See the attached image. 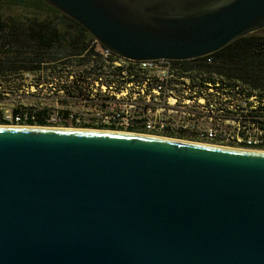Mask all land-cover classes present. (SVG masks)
Masks as SVG:
<instances>
[{"label": "water", "instance_id": "95a60500", "mask_svg": "<svg viewBox=\"0 0 264 264\" xmlns=\"http://www.w3.org/2000/svg\"><path fill=\"white\" fill-rule=\"evenodd\" d=\"M130 61L264 30V0H45ZM0 264H264V152L0 125Z\"/></svg>", "mask_w": 264, "mask_h": 264}, {"label": "rangeland", "instance_id": "374dc122", "mask_svg": "<svg viewBox=\"0 0 264 264\" xmlns=\"http://www.w3.org/2000/svg\"><path fill=\"white\" fill-rule=\"evenodd\" d=\"M36 15L49 18L52 12L47 6H43L41 10L37 11L27 6L23 0H0V18L2 20H13L16 23L27 22L28 18H34ZM27 31L6 30L0 35L2 37L0 44L13 43L12 45H14L16 43L15 46H17L21 38L27 42L28 50L38 49L39 45L35 41L29 37H20V34ZM258 34L264 35V30ZM85 45L88 49L87 52L92 49L100 54L102 51L95 38H87ZM47 59L52 60L50 57ZM96 60L91 56L90 59H86L87 62L81 63L77 57H68L58 63L42 64V66L68 67L70 71L61 75L52 74L50 70L47 72L37 70L34 74L31 72L6 77L4 81L0 82V118L12 122L16 111L28 118H34L40 112L47 120L48 126L46 127L51 128L112 131L113 129L104 126H114L115 131L125 133L131 132L158 138L209 144L200 137L210 130L212 120H206L205 117L199 115L200 113H197L199 110H196L192 103H184L182 97L179 103L174 105L173 99L166 93L160 98L159 96L155 97L156 95L153 93L152 98H146V102L149 104V109L146 110L144 104L142 107L138 105L140 87L135 84L126 86L121 81L122 79L116 80L117 77H115L113 79L115 85L121 90L115 92V99H107L112 96L111 93L106 92L104 86L107 85L108 76L101 71H99L100 74H97L96 71L93 73ZM104 61L106 62L105 71H112L114 66L110 68L107 59L104 58ZM124 62L120 61L121 64H125ZM81 73L84 75L79 76L78 74ZM59 76L61 77L58 78ZM112 78L113 76H110V79ZM75 80L78 81L79 88H76V91H71L72 87L69 88L70 90H66L68 85L65 82ZM38 83L41 84L38 85ZM115 114H119V116ZM144 121L157 124L158 129L149 133H144L141 130L131 131L133 130L131 128H142ZM220 123L221 129L232 130L230 122L222 120ZM6 126L30 125L10 124ZM231 147L226 145V148Z\"/></svg>", "mask_w": 264, "mask_h": 264}, {"label": "trees", "instance_id": "16d2710c", "mask_svg": "<svg viewBox=\"0 0 264 264\" xmlns=\"http://www.w3.org/2000/svg\"><path fill=\"white\" fill-rule=\"evenodd\" d=\"M23 2L37 11L41 10L43 6H47L50 8L52 15L49 18H42L40 15H36L34 18H28L27 22L17 23L13 20L5 21L0 18V35L6 30H28L20 34V37H29L39 45L38 49L28 50L27 42L21 38L17 46H15L16 43L14 45H12L13 43L0 44V82L12 75H22L31 72L34 74L37 70L41 72L50 70L52 74L61 75L70 71L68 67L60 68L61 65L42 66V64L47 62L58 63L68 57H77L81 63L87 62L86 59H90L91 56L95 57L97 60L95 61L96 66L93 69V73L96 71L97 74H100L99 71H101L108 76L107 93H111L110 88L114 87L112 84H115V80H113L115 77H117V80L122 79L123 83L126 82L123 72H127L128 76H135L137 81L148 75L147 72H143L133 66L112 68L110 65L112 71H105L106 62L103 56L92 49L87 52L85 40L94 38L83 26L48 4L45 0H23ZM13 39L16 40L15 38ZM47 57L52 58V60L47 59ZM207 59H211L213 63L208 64ZM180 64H182V67L179 71V76H188L196 80L199 79L202 82L205 80L214 82L216 78L224 79L231 87H240L243 91L259 92L261 97H264V35L256 33L244 37L222 51L208 56V58L181 62ZM78 75L83 76L84 73ZM110 76H113V78L110 79ZM65 83L68 85L66 90H70L69 88L72 87L71 91H76V88H79L77 80ZM40 84L38 83V85ZM120 89V87H114L115 91ZM107 99L112 98L108 97ZM14 115L12 122L5 118H0V125L48 126L45 116L40 112L34 118L24 117L19 111H16ZM259 115L264 117L261 113ZM16 118H20V123H16ZM104 127L116 130L114 126ZM131 129H133L131 131H145L141 127Z\"/></svg>", "mask_w": 264, "mask_h": 264}, {"label": "built area", "instance_id": "2783aa9c", "mask_svg": "<svg viewBox=\"0 0 264 264\" xmlns=\"http://www.w3.org/2000/svg\"><path fill=\"white\" fill-rule=\"evenodd\" d=\"M101 50L100 54L114 68L133 66L148 73L137 81L135 76H128L127 72H123L126 86L135 84L141 89L138 92L140 107L144 104V108L149 109L146 98H152L153 93L159 98L166 93L173 99L174 105L178 104L182 97L184 103H192L193 107L199 110L197 112L200 113L199 115L205 117L206 120H212L210 130L200 137L209 143L207 145L224 148L229 145L236 147H231L232 149L264 152V117L259 115L261 113L264 116V97H261L259 92L243 91L240 87H231L224 79L216 78L214 82L206 80L202 82L188 76H179L182 67L180 63L188 61L136 62L122 59L102 46ZM203 58H208V56ZM120 61H125V64H121ZM207 63L211 64L213 61L207 59ZM104 86L107 92V87ZM113 86L116 87L115 84ZM114 87L110 88V95L115 99V92L121 89L115 91ZM115 115L119 116V114ZM222 120L230 122L232 130L221 129ZM16 123H20V118H16ZM157 126L155 123L144 121L142 128L145 130L144 133H149L157 130Z\"/></svg>", "mask_w": 264, "mask_h": 264}]
</instances>
